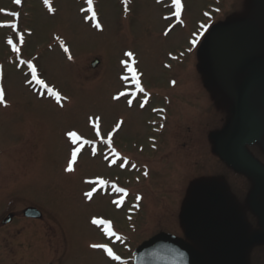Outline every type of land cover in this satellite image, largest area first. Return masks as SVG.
I'll list each match as a JSON object with an SVG mask.
<instances>
[{"label":"rangeland","instance_id":"rangeland-1","mask_svg":"<svg viewBox=\"0 0 264 264\" xmlns=\"http://www.w3.org/2000/svg\"><path fill=\"white\" fill-rule=\"evenodd\" d=\"M130 1V11L123 14L118 1L96 0L104 30L95 32L77 11L81 0H54L53 16L45 13L38 0H0V264H113L105 248L92 245H105L117 255L124 252L118 245L125 241L120 237L125 233L130 236L131 248L158 232L182 236L181 209L196 199L199 191L192 187L196 178L203 181L213 170L209 180L215 183V177L225 178L219 188L248 232L254 230L248 223L251 218L241 190L264 188V181L233 173L223 165L209 149V134L231 117L233 100L249 72L247 63L264 57V43L257 46L254 40L247 42L245 29L250 25L239 24L241 19L238 24L242 27L231 22L240 15L261 13L247 33L253 38L259 34L264 41L263 2L215 0L222 13L226 11L216 15L211 24L215 36L207 32L190 48L192 53L183 54L189 47L190 32L196 36L194 31L201 30L196 21H204L202 10H207L213 0H181L182 25L177 20L164 22L161 14L168 10L155 0ZM46 8L54 9L50 2ZM226 16L228 26H234L242 40V63L226 59L227 52L222 53L226 44L218 30ZM56 34L68 43L72 60H66L55 44ZM218 37L221 44L211 46L212 42L209 45L206 41ZM203 46L207 50L201 53ZM126 49L133 52L141 85L151 92L147 107L130 108L126 102L129 96L121 95L128 80L124 77L128 66L120 63ZM170 53L177 54L179 63L171 62ZM216 55H222L226 63L218 66L213 58ZM206 56H211L210 61L203 58ZM94 59L99 63L92 67ZM28 61L36 67L38 78H45L47 88L32 81ZM166 62L170 63L167 70L163 66ZM48 88L59 93L56 103L48 100L57 99L50 96ZM254 95L253 90L250 100ZM136 97L142 102L145 96ZM158 106L167 110V127H160L165 129L160 135L150 125L158 121L154 118L160 112L153 111ZM92 125L97 126L95 132ZM69 131L85 136L84 141L90 143V137L99 139L100 144L79 152L73 172L65 171L73 147L71 140L68 144ZM82 144L80 140L74 146ZM108 149L112 153L103 162L100 156ZM118 149L128 163L117 159ZM236 157L253 167V161L261 160L255 158L249 163L245 152V158ZM130 160L142 165L140 183L133 178L139 173L127 171ZM91 176L104 181V186L88 188L83 180ZM108 183L126 190L125 197L130 191L141 190L137 193L143 198L144 210L138 219L114 209L123 201L114 204L118 198L109 195ZM88 192H92L91 197L85 195ZM26 206L39 208L42 218L22 217ZM9 212L14 213L12 221L2 225L1 219ZM93 218L107 221L112 235L117 236L99 234ZM122 254L129 256L128 251Z\"/></svg>","mask_w":264,"mask_h":264},{"label":"flooded vegetation","instance_id":"flooded-vegetation-1","mask_svg":"<svg viewBox=\"0 0 264 264\" xmlns=\"http://www.w3.org/2000/svg\"><path fill=\"white\" fill-rule=\"evenodd\" d=\"M259 127H261L260 135L256 142L250 146L248 150L250 154L255 156V158L264 157V124L260 123ZM262 194L264 193H260L261 197ZM261 197L257 200L258 203H261ZM250 202L251 205L254 204L253 199H251ZM220 208L214 207V211L216 212V210H221ZM215 217L220 221L227 219L234 220V216H227L226 214L216 215L215 213ZM235 233L236 231H234L231 226H228L227 224H225L223 230L213 232L215 244H221L219 248H215L216 245L210 247L212 250L215 249L216 253L212 252L211 258L207 256V264H264V247L245 249L233 247L230 243L237 240V235H235Z\"/></svg>","mask_w":264,"mask_h":264},{"label":"water","instance_id":"water-1","mask_svg":"<svg viewBox=\"0 0 264 264\" xmlns=\"http://www.w3.org/2000/svg\"><path fill=\"white\" fill-rule=\"evenodd\" d=\"M264 64V61L260 62L259 64H257L254 69L251 71V73L249 74L241 92H240V95H239V98H238V101H237V104H236V108H235V114L236 116L240 119V120H243V121H246L241 115H240V105H241V102L243 100V97H244V94L246 92V89L248 87V84L250 82V80L252 79V77L254 76V74L258 71V69ZM263 102H264V96H263ZM222 139H241V137H235V136H227V137H223ZM220 139L218 140V147L221 151V153L224 155L225 158H227V160H229L232 164L236 165L237 167L241 168V169H244V170H247V171H250L252 173H255V174H258L260 176H264V173H261V172H258V171H255L253 169H250V168H247V167H244L242 165H239L238 163H236L234 160H232L230 157H228V155L222 150L221 146H220ZM207 195H208V198L211 199V198H216V199H221L222 201V197L220 194L212 191V190H208L207 191ZM220 201V202H221ZM219 202V203H220ZM193 208V206H190L187 210H186V213H188V211ZM25 214L26 215H29V216H37L38 213L35 212L34 209H26L25 210ZM264 214V210L262 212V215ZM10 217V216H9ZM8 217V218H9ZM157 245H167V247L169 248H176L178 250H181V249H186L188 252H186L187 254H190V255H193L195 257V264H204L203 263V260L201 259V255L199 253H197L195 250H193L189 245L185 246L176 238H173L169 235H164V234H161V235H158L156 236L155 238L147 241V242H144L142 245H140L137 250H136V264H170L169 262V258L167 256L170 257L171 254H167V256L164 258V259H161L160 256H157ZM176 251V250H175Z\"/></svg>","mask_w":264,"mask_h":264},{"label":"snow or ice","instance_id":"snow-or-ice-1","mask_svg":"<svg viewBox=\"0 0 264 264\" xmlns=\"http://www.w3.org/2000/svg\"><path fill=\"white\" fill-rule=\"evenodd\" d=\"M86 2L88 4V6H89V11H91L92 0H86ZM16 3H20V0H16ZM172 3L175 6V16L177 18H179L180 17V13H181V0H172ZM45 4H48V0H45ZM49 10L51 11L52 9L50 8ZM13 15H15V13H13ZM93 17H95V13H93ZM96 27H100V25L99 24H96ZM8 43L9 44H12V41L9 40ZM193 43H195V41H193ZM61 45L63 46V42H61ZM63 50L66 53L69 51L67 47H64ZM13 51H17V49L15 48L14 45H13ZM124 55L126 57H133V53L132 52H125ZM68 58L71 59L72 57L69 56ZM21 63H23V61ZM122 63H125L126 64L125 61H122ZM27 64H28V68L31 69V78H32V81H35V83L37 85L41 86V87L47 88V85H46L45 81L43 79H39L38 78L36 67L33 66V64L31 63V61H28ZM127 70L130 71V72H132L133 73V77L132 78L133 79H136L137 74L135 72V69L132 68V67H130V66H128L127 67ZM29 82H31V81H29ZM47 90H48L49 93L55 95L58 100L60 99L59 93H54L51 88H48ZM141 91H143L142 88H141ZM121 95H123V93H121ZM0 97H2V93H0ZM113 98L114 99H118L119 97H113ZM2 102H3L2 99H0V103H2ZM129 103H131V101H129ZM96 120L98 121L99 118L97 117ZM97 134H99V133H97ZM109 135H111V133ZM66 136L71 140L72 144H76L78 141L81 140V137L75 131H69V132H67L66 133ZM83 143H90V141H84ZM94 151H95V149H94ZM78 152H80V148H78V147L72 148L71 153H70L71 159L68 160L67 168L65 169V171H67V172H73L74 171L73 165H74L75 161L77 160V154H78ZM112 162L115 163V161H112ZM101 183H105V182L104 181H101ZM92 191H95V189H93ZM120 191H123V189H120ZM85 195L87 197H91L92 196V192H88ZM91 222H92V224H95V225H101V224H105L106 225V224H108L107 221L101 220V219H97V218H93ZM105 231L108 232L110 235L113 234L110 228H107L106 227L105 228ZM92 247L93 248H105L106 251L108 252V255L109 256H112L113 255L112 251L110 249H107V247L105 245L94 244V245H92ZM115 259H119V257H115Z\"/></svg>","mask_w":264,"mask_h":264}]
</instances>
